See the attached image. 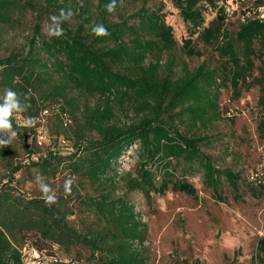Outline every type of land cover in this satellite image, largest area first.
<instances>
[{"label":"trees","instance_id":"16d2710c","mask_svg":"<svg viewBox=\"0 0 264 264\" xmlns=\"http://www.w3.org/2000/svg\"><path fill=\"white\" fill-rule=\"evenodd\" d=\"M138 1L117 0L110 13L105 6L111 0H0L2 28L27 14L36 22L25 49L0 53V103L10 89L30 105L13 114V129L24 138L22 131L29 129L17 124V115L37 121L55 112L54 142L62 137L72 142L66 153L59 146L40 152L35 138V148L24 139L0 146V264H25L26 247L57 260L48 264H146L134 243L143 244L147 230L127 201L130 193L141 192L149 201L152 194L169 191L196 199L198 190L187 177L197 171L218 201H224L225 185L239 195L242 173L218 168L205 150L222 140L213 128L223 115V91L239 99L254 87L260 110L256 132L264 144V19L259 12L264 0H167L190 27V38L181 46L166 23L164 5L148 8L149 0H143L129 13L130 2ZM231 3L237 8L231 10ZM61 9L73 15L60 24L63 36L49 37L46 25ZM208 14H214L209 22ZM93 24H103L109 35H94ZM177 48L187 59H203L201 64L176 71ZM132 147L136 167L118 171ZM37 176L58 197L51 206L39 188L27 190ZM69 177L74 178L71 195L63 189ZM252 178L250 190L263 195L264 181ZM119 190L125 191L122 196ZM172 264L195 263L177 258ZM251 264H264V236Z\"/></svg>","mask_w":264,"mask_h":264},{"label":"rangeland","instance_id":"374dc122","mask_svg":"<svg viewBox=\"0 0 264 264\" xmlns=\"http://www.w3.org/2000/svg\"><path fill=\"white\" fill-rule=\"evenodd\" d=\"M129 1L131 0H124ZM142 3L143 0L130 2L129 13L139 9ZM151 3L164 5L166 23L173 27L174 36L181 46L184 40L190 38V27L183 21L179 11L167 0H149L148 8L152 6ZM231 6V10L237 8L236 4ZM260 14H264V11H260ZM213 17L214 14H208L207 22ZM34 18V15L27 14L25 17L17 18L10 27L2 28L0 24L1 54L14 49H25L29 38L35 32ZM173 56L178 72L184 68L193 70L203 60L187 59L178 48ZM167 61L168 58L165 56L162 63L165 64ZM258 100L259 90L255 87L245 89L239 99L232 92L223 91L221 96L223 115L213 128L222 136V140L205 150L215 159L218 168H230L234 172L242 173L244 181L240 182L237 197H234L225 185L222 193L224 201H218L213 192L205 188L202 175L197 171L189 173L187 177L198 190L196 199L171 191L165 196L152 194L150 201L141 192H133L126 196L138 215L137 221L147 230L146 241L143 244L138 241L134 243V249L144 254L146 264H172L177 258L195 264H227L233 260H236V264L252 263L257 242L264 236V193L261 195L258 191L250 190L252 176L256 179L258 176L260 183L264 181V144L258 139L256 132L260 118ZM54 114L55 112H49L41 116L32 127H25L23 121L26 117L17 115V124L28 128L29 131H22L24 138L17 135L13 139H24L28 148H35L32 146L35 138L37 141L35 149L43 153L47 149H57L58 146L64 153L71 152V140L62 137L54 142V137L51 136L50 129L55 122ZM233 119L234 121H231ZM65 124L73 126L74 121L65 117ZM19 148L22 156L27 158V153ZM135 149L136 147H132L124 155L118 171H129L136 167L138 159ZM38 188L37 183L27 184V190L31 193ZM124 192L119 190L117 196H122ZM26 249L25 254L34 253L33 248ZM52 251L61 259H68L61 250L54 248ZM32 256L39 255L34 253Z\"/></svg>","mask_w":264,"mask_h":264},{"label":"clouds","instance_id":"9594fccd","mask_svg":"<svg viewBox=\"0 0 264 264\" xmlns=\"http://www.w3.org/2000/svg\"><path fill=\"white\" fill-rule=\"evenodd\" d=\"M121 4L123 0H120ZM106 9L108 12H114L117 7V0H111L107 4ZM73 15L69 9L67 11L61 9L59 16H51V23L46 25V33L49 37H61L64 35L63 29L60 27L62 21L69 20ZM91 32L96 36H107L109 32L103 24H93L91 26ZM3 103H0V136H6L7 139L0 138V146L6 145L11 142L13 138L17 136V132L13 129L11 117L14 113H23L28 107L27 103H22L16 92L7 89L3 94ZM36 123V118L26 117L23 121L25 127H32ZM36 183L38 184L39 191L42 194V198L49 206L57 202V195L53 188L45 182L42 176L36 177ZM74 184V178L69 177L65 179L63 189L65 194L71 195L72 186Z\"/></svg>","mask_w":264,"mask_h":264},{"label":"built area","instance_id":"2783aa9c","mask_svg":"<svg viewBox=\"0 0 264 264\" xmlns=\"http://www.w3.org/2000/svg\"><path fill=\"white\" fill-rule=\"evenodd\" d=\"M260 11H264V6L260 8ZM260 18L264 19V14H260ZM36 253L39 255L38 257H33L32 255ZM33 254H27V257H25V264H48L51 261H57L54 258H48L45 253L39 254L38 252L34 251Z\"/></svg>","mask_w":264,"mask_h":264}]
</instances>
